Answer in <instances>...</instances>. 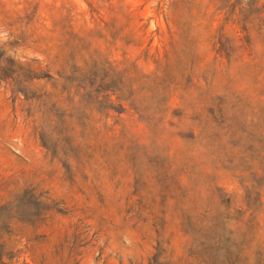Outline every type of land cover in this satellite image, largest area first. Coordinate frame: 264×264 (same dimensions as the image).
Wrapping results in <instances>:
<instances>
[{"label": "rangeland", "instance_id": "obj_1", "mask_svg": "<svg viewBox=\"0 0 264 264\" xmlns=\"http://www.w3.org/2000/svg\"><path fill=\"white\" fill-rule=\"evenodd\" d=\"M154 262L264 264V0H0V264Z\"/></svg>", "mask_w": 264, "mask_h": 264}, {"label": "trees", "instance_id": "obj_2", "mask_svg": "<svg viewBox=\"0 0 264 264\" xmlns=\"http://www.w3.org/2000/svg\"><path fill=\"white\" fill-rule=\"evenodd\" d=\"M35 71V70H34ZM39 71H40V69H39ZM37 72V71H36ZM36 72H33V74L34 73H36ZM41 76H46L45 74H43V73H41V71L40 72H38V73H36V74H34V76H32V78H35V77H37V78H39V77H41ZM23 94H24V92H23ZM236 252H237V254H240L241 252H242V248H239L238 250H236ZM151 264H163V263H151ZM196 264H204V263H196ZM205 264H212V263H205ZM226 264H234L233 262H228V263H226Z\"/></svg>", "mask_w": 264, "mask_h": 264}]
</instances>
